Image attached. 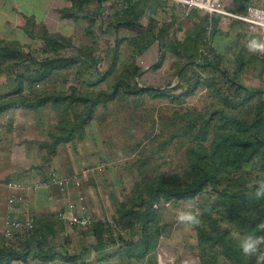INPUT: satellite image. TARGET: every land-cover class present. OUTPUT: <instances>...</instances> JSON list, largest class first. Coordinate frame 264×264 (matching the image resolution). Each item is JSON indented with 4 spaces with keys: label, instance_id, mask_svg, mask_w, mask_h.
<instances>
[{
    "label": "rangeland",
    "instance_id": "obj_1",
    "mask_svg": "<svg viewBox=\"0 0 264 264\" xmlns=\"http://www.w3.org/2000/svg\"><path fill=\"white\" fill-rule=\"evenodd\" d=\"M29 1L36 24L30 21L27 25L30 31L24 34L17 33L13 27L0 32L5 38L0 41L22 49L31 57L45 59L54 55L40 35L46 32L61 35L69 45L63 44L60 56L77 55L79 62L66 64L48 78L46 84L40 80L34 82L36 92L21 93V97L5 100L26 97L36 101L46 95L45 87L53 88L48 92H55V96L36 115L42 134L29 142L31 152L39 151L28 167L34 166L30 169L35 175L34 169L39 168L43 172L53 169L61 175L76 176L77 192L72 193L84 197V201L78 202V212L86 210L94 216L95 222L106 226L103 239L107 244L101 243L99 234L96 236L94 225L87 229L66 228L56 215V221L51 223L59 225L61 236L53 243L57 244L56 248L61 247L58 251L67 259L65 264H230L220 249L199 241L197 225L181 224L176 219V212L191 204L200 211L199 226L210 230L207 219L210 215L237 240L244 238L247 234L242 233L226 211L228 204L211 187H206L190 201L160 202L162 232L159 237H152L151 247L143 258L129 256L125 242L120 240H140L143 235L139 225L129 226L126 218L117 222L115 216L120 217L133 205L138 208L144 202L147 204L149 195L145 185L153 180L161 178L170 186L184 184L191 177L189 153L193 147L205 146L207 154L212 155L213 166L222 172L225 187L232 185L253 194L255 185L264 182V151L232 173L237 161L246 158L242 149L239 147L242 153L234 156L236 144L226 141L225 151L231 156L227 160L218 156L212 147L219 134L244 135L236 131L237 121L248 124L261 114L264 122V105L261 104V100L264 101V54L250 53L245 47L248 39L260 37L248 24H244L242 30L235 27L237 20L221 18L227 21L219 31L214 32L208 25L205 34L207 44L220 54L214 59L207 53L205 44L201 45L196 38L198 24L212 15L193 8L197 15L188 18L191 9L176 0H153L155 11L147 4L138 6L136 1L139 0H130L132 6L127 18L129 1L104 0L99 8L94 1L89 7L91 11L80 14L77 20L61 18L59 10L71 5L68 0ZM7 5L10 6L11 1ZM122 19L131 23H122ZM135 20L138 23H132ZM238 29L242 32L238 33ZM13 38L17 40L11 41ZM161 39L169 45L162 47ZM241 54L245 56V63L252 65L249 63L239 70ZM13 57L15 59L6 63L1 60L0 69L13 63L19 65L22 55L18 53ZM197 61L201 64L218 62V68L204 70L192 65L191 62ZM33 67L38 70L37 64L33 63ZM135 67L139 72L133 75ZM121 77L132 85L137 83L140 88L161 89L166 98L154 97L152 92L128 94L122 83L118 94L111 98L109 95ZM239 85L261 90L263 98L255 96L245 100L248 92ZM6 94L0 93V97ZM57 96L63 99L55 103ZM83 96L87 100H83ZM78 97L82 98L75 99ZM93 102L94 113L88 120ZM17 105L14 103V107ZM73 129L76 130L73 146L64 144L56 156L51 153V147H43L49 142L52 146L53 137H65ZM3 152L8 155L5 149ZM23 153L24 150H17L9 161H23L26 158ZM11 162L0 164V199L3 184L11 181L13 171L20 167ZM36 177L38 180L42 176ZM5 221L6 217L3 233ZM43 229L47 234L51 228ZM110 236L117 240L115 244L108 242ZM249 258L255 263V258Z\"/></svg>",
    "mask_w": 264,
    "mask_h": 264
},
{
    "label": "trees",
    "instance_id": "obj_2",
    "mask_svg": "<svg viewBox=\"0 0 264 264\" xmlns=\"http://www.w3.org/2000/svg\"><path fill=\"white\" fill-rule=\"evenodd\" d=\"M71 5L69 7H64L59 10L62 19H72L77 20L78 16L82 13L90 12V5L97 1L98 8L102 4L104 0H68ZM128 10H126V18L129 17L128 11L131 9L130 0ZM145 0L136 1L138 6L144 7L146 4L151 6L152 10L155 11L156 5L153 4V0H149L148 2L143 3ZM135 4V5H136ZM131 5V6H130ZM196 10L191 9L187 17L194 18L196 14ZM95 13V11L93 12ZM220 19L219 15H212V18L206 16L200 24H198L196 38L200 41L201 45L205 44V48L209 55H213L212 58H219L220 54L216 51V49L211 45L207 44L206 36L208 32V25L214 32H218L220 28ZM122 23L130 24L131 22L128 19H122ZM35 23V20H33ZM132 23H138L132 22ZM205 23V25H203ZM36 24V23H35ZM28 31H30L28 29ZM32 33V32H31ZM33 34V33H32ZM153 35V34H152ZM40 39H43L45 45L53 52L54 57H47L40 61H36L35 58H32L30 54L25 53L22 49L17 47H11L9 44L0 41V62L6 63L10 60L15 59L13 56L18 53L22 55V59L19 62H24L27 59H32L34 64H37L40 68V79H47L55 74L56 71L62 70L65 68L64 66L69 63L79 62V56H71V57H62L59 52L63 49V44L69 45V42L66 41L61 35L49 34L48 32L42 33L40 35ZM195 40V41H197ZM162 47L164 45H169L164 39L160 40ZM184 43V42H183ZM211 46V47H210ZM213 47V48H212ZM18 49V50H17ZM245 51V50H243ZM244 53V52H243ZM208 57V56H207ZM210 57V56H209ZM87 60L88 57L85 56ZM238 69L242 70L249 63H245V56L241 54L239 57ZM192 65H196L204 68L206 70L209 67L218 68V62H209L207 64H201L197 62ZM250 65H252L250 63ZM43 68L45 69L43 71ZM139 72L138 68H133V75H136ZM233 81V80H232ZM122 83V86L125 88L128 94H144V93H154V97L157 98H166V94L161 89L154 88H140L137 83L131 84L126 81L125 78L121 77L118 85L115 86L111 95V98H114L119 91V84ZM239 88L247 91L248 96L245 100L253 98L255 96H259L263 98V93L261 90H254L250 87L239 85ZM138 91V92H137ZM22 90H15L12 93L6 94L0 97V112L6 111L9 108L14 107V103L21 104L23 107L27 106L34 110L44 107L49 103L53 96H55V92H47L45 96H41L38 100L32 101L27 99L26 97L20 98L21 100H8L10 98L21 97ZM101 95L105 93H100ZM106 96V95H105ZM107 96V97H109ZM82 97H78L75 99H80ZM6 99V100H5ZM63 99L61 96L55 97V103L59 100ZM83 100H87V98L83 96ZM261 104L264 105V101L261 100ZM95 104L93 102L92 107H90L88 120L92 118L94 113ZM261 114H259L254 122H250L248 124H243L240 122H236L237 130L239 132L242 131L244 135H239L237 133H231L227 135L219 134L217 135V139L215 143H212V147L215 149V153L223 159H229L231 156L228 152L225 151L227 146L225 144L226 141H231L236 144L237 149L234 150V156H239L242 152L239 151V147L242 149L243 154L246 155V158H242L237 161L236 166L231 171L237 172L241 170L242 164L250 162L254 157H257L259 152L264 151V129L262 125L264 124L263 119H261ZM88 124V123H87ZM75 129L70 131V133L65 136L53 137L51 140L54 141L53 145L50 146L51 142L45 143V146L51 147L46 148V151H51L55 156L58 153V147L62 144L73 143L76 140ZM83 134H80L82 136ZM204 135V133H203ZM205 147V146H204ZM204 147H193L189 153V162H190V173L191 177L182 185L170 186L167 182L161 178L153 180L150 184L145 185L146 192L148 193V200L143 205H133L129 208V210L124 211L123 214L119 217L118 214L115 216V221H120L122 218L127 219V224L129 226L139 225V230L142 233V238L137 242L134 241H125L123 238L120 240L125 242L127 246L126 253L131 257H145L146 253L149 251L151 247V239L154 235L159 237L162 232V227L160 226V218L162 212H159L162 207L159 206L161 201H190L200 195L206 187H211L213 191L219 196L221 200L227 203L226 211L229 213L231 218L237 222L238 227L242 231V233L250 234L254 233L256 235H264V199L256 200L253 198L252 192L248 190H241L238 187H233L232 185L224 186L222 182V172L219 167H215L212 164V155L207 154V150ZM45 150V149H43ZM245 152V153H244ZM230 172V173H231ZM132 202V201H130ZM125 207V206H124ZM138 209V210H137ZM141 209V210H140ZM208 226L210 230L204 228L203 226H195L199 241L204 244L211 246L213 248L220 249L223 255L228 259L230 264H255L250 260L248 256H245L238 246L239 240H237L236 236L228 229L219 224V221L207 215ZM34 230L32 234L25 240H23L20 245H24V248L31 246L36 243L37 245H44L48 241V235L45 234L43 225H39L38 222H34ZM93 230H95L96 236H100L101 243L107 242L103 239V234L106 230V226L102 222H95L93 226ZM109 231V228L107 227ZM152 231L155 233L152 234ZM111 234V232L109 231ZM108 242L110 244H115L117 240L113 237H109ZM49 252V251H48ZM47 252V253H48ZM5 256L17 257V259H23L25 256L20 250L9 248L5 254ZM45 255V254H44ZM47 255V256H46ZM43 257H47L48 259L56 257L58 254H46ZM2 256V254H1ZM65 258V257H64Z\"/></svg>",
    "mask_w": 264,
    "mask_h": 264
},
{
    "label": "crops",
    "instance_id": "obj_3",
    "mask_svg": "<svg viewBox=\"0 0 264 264\" xmlns=\"http://www.w3.org/2000/svg\"><path fill=\"white\" fill-rule=\"evenodd\" d=\"M9 1H11L10 6L7 5ZM224 1L227 3V5H229V8L231 10L239 13H244L248 5L259 6L264 9V0ZM32 6L33 5L31 4V1L29 0H0V29H2V31L0 30V32H7L8 29L13 27L19 34L26 33V31L28 30V23L34 20V8ZM226 21L227 20L220 19V26L223 25V22ZM244 24L246 23L241 21L234 22L235 27H239L242 30ZM240 29H238V33L242 32V30ZM258 36L260 37V35ZM0 38L5 39L2 36H0ZM10 40L16 41L17 39L13 38ZM45 49L47 48L45 47ZM32 58H34V56H32ZM35 59L38 62L43 58ZM33 63L34 62L32 61V59H27L24 62H20L19 65L13 63L11 66L7 65L6 68L0 69V93H12L18 89L22 90V93L31 94L32 92H36L37 90L35 88L34 82L40 80V83H48V78L47 80L40 79V68L38 67V70H35L33 67ZM51 89L53 88L45 87L44 91L48 92L51 91ZM40 109L41 108L34 110L27 106L23 107L21 104H19L16 107L9 108L6 111L0 112V164L4 161L2 166L8 165L11 162L9 161V157L11 155L15 156L17 150H24L23 157L26 158H23V161H19V163H17V159L12 160L13 164L16 165V167H18V165H20V167L16 168L13 171L14 174H12V176H17H13L14 178L11 176L9 180H23L26 185V188L22 191L24 201L19 203L15 208L12 209V215L22 219L31 218L34 222H38L39 225L42 224L44 227L51 228L46 234L48 235V241L44 243V245L40 246L34 243L31 246L26 247L25 249L24 245L20 244L23 243L22 241L27 239L28 237L16 239L13 241L7 240L3 237V223L5 217H7V214L9 213V206L7 203L9 190L6 184L2 183L3 185H5V187L3 188L4 192L3 196L1 197L2 199H0V264H65L67 262L66 258L59 255L58 250L61 247L56 248L57 244L53 243L55 238L56 240H59L58 238L61 236V229H59V225L55 226L51 222H53V220L56 221L55 217L58 212L67 211L70 203L78 204L80 194L77 197L76 194L72 193L73 191L77 192V184L75 182L70 185L68 192H62L55 186L39 191H33L30 188L36 176H43V171H41L39 168H33L34 171L38 173H36L35 175L32 173V169H30L34 166L28 167L31 162L37 158L36 155L39 151V149H36L31 152V149L29 148V142L32 141L34 137H39V135L42 134L40 132L41 127L37 124V122L39 121V117H36L37 112ZM63 145L64 144L58 147L57 155L62 151ZM65 145L73 146L72 143H67ZM3 149L8 152V155L6 152H3ZM27 149H29V152ZM73 151L76 152L75 147H73ZM22 166H25V169H22ZM24 179L28 180L24 181ZM64 235L67 236L66 233ZM19 242L21 243L19 244ZM11 247L20 250V252L25 255L23 259H17V257L10 256L7 257L3 255ZM44 254L58 255L54 258L48 259L47 257H43L45 256Z\"/></svg>",
    "mask_w": 264,
    "mask_h": 264
},
{
    "label": "built area",
    "instance_id": "obj_4",
    "mask_svg": "<svg viewBox=\"0 0 264 264\" xmlns=\"http://www.w3.org/2000/svg\"><path fill=\"white\" fill-rule=\"evenodd\" d=\"M187 6L189 9H199L211 15H219L221 18L233 19L248 24L252 31L264 39V9L254 5H248L244 13L231 10L224 0H176ZM259 10V12H257ZM259 17V20L257 19ZM101 169V167L99 168ZM40 178V179H39ZM34 180L30 186L33 191L57 187L62 192H68L70 185L76 176H66L59 174L56 170L50 169L43 172V176ZM8 194L9 213L7 214L4 228V238L7 240L22 239L29 237L34 230L33 219H22L12 215V209L24 201L22 191L26 185L21 180H11L6 184ZM84 201L83 196H79L78 202ZM77 212V213H75ZM58 220L69 228L87 229L94 225V216L86 210L78 212V204L70 203L67 211H60L57 214Z\"/></svg>",
    "mask_w": 264,
    "mask_h": 264
},
{
    "label": "clouds",
    "instance_id": "obj_5",
    "mask_svg": "<svg viewBox=\"0 0 264 264\" xmlns=\"http://www.w3.org/2000/svg\"><path fill=\"white\" fill-rule=\"evenodd\" d=\"M257 19L259 20V17ZM245 47L250 53L264 54V39L253 36L248 39ZM253 198L258 201L264 199V182L255 185ZM199 217L200 211L191 204L176 212V219L181 224L199 225ZM238 246L245 256L255 258V264H264V235L250 233L239 240Z\"/></svg>",
    "mask_w": 264,
    "mask_h": 264
}]
</instances>
